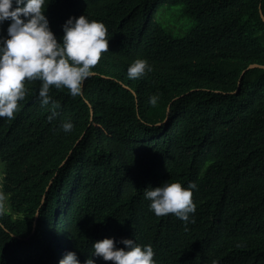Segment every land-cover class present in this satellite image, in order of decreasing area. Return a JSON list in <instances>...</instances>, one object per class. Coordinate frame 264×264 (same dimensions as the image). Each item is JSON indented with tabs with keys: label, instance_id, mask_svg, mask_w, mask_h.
<instances>
[{
	"label": "trees",
	"instance_id": "obj_1",
	"mask_svg": "<svg viewBox=\"0 0 264 264\" xmlns=\"http://www.w3.org/2000/svg\"><path fill=\"white\" fill-rule=\"evenodd\" d=\"M45 5L58 41L84 14L108 49L79 95L50 86L41 104V81L26 79L13 118L0 117V264L67 251L82 264L105 237L150 245L155 264H264V68L244 72L264 67V0ZM163 6H181L193 29L171 36L154 20ZM137 58L151 71L130 79ZM164 180L195 183L189 220L150 210L144 188Z\"/></svg>",
	"mask_w": 264,
	"mask_h": 264
},
{
	"label": "clouds",
	"instance_id": "obj_2",
	"mask_svg": "<svg viewBox=\"0 0 264 264\" xmlns=\"http://www.w3.org/2000/svg\"><path fill=\"white\" fill-rule=\"evenodd\" d=\"M45 0H0V24L8 21L5 34L0 35V117L13 118L18 101L25 95L24 81H41L37 95L41 104L50 100L49 87H64L73 95L81 93L82 81L91 76L101 53L108 49L106 28L100 21L81 14L69 16L61 25L59 41L44 14ZM151 71L143 58L133 60L126 69L130 79ZM55 113H53L54 115ZM72 128L70 121L61 125ZM195 183L182 186L179 181L164 180L146 186L143 195L150 210L157 216L171 213L182 221L195 211L191 199ZM117 247L112 237L92 241V253L82 264H96L98 256L112 264H155L150 245L121 238ZM57 264H81L76 253L67 251Z\"/></svg>",
	"mask_w": 264,
	"mask_h": 264
},
{
	"label": "rangeland",
	"instance_id": "obj_3",
	"mask_svg": "<svg viewBox=\"0 0 264 264\" xmlns=\"http://www.w3.org/2000/svg\"><path fill=\"white\" fill-rule=\"evenodd\" d=\"M154 20L175 38L186 36L195 25L193 19L184 15L181 6H163L156 9Z\"/></svg>",
	"mask_w": 264,
	"mask_h": 264
},
{
	"label": "water",
	"instance_id": "obj_4",
	"mask_svg": "<svg viewBox=\"0 0 264 264\" xmlns=\"http://www.w3.org/2000/svg\"><path fill=\"white\" fill-rule=\"evenodd\" d=\"M262 19L264 20V18L262 17ZM253 68H264L262 66H258V65H251L249 66L244 72H246L247 70L253 69Z\"/></svg>",
	"mask_w": 264,
	"mask_h": 264
}]
</instances>
